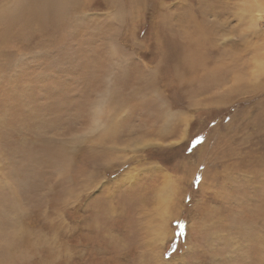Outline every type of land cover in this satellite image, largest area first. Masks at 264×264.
I'll return each mask as SVG.
<instances>
[{
    "label": "rangeland",
    "instance_id": "rangeland-1",
    "mask_svg": "<svg viewBox=\"0 0 264 264\" xmlns=\"http://www.w3.org/2000/svg\"><path fill=\"white\" fill-rule=\"evenodd\" d=\"M11 2L0 264H264V0Z\"/></svg>",
    "mask_w": 264,
    "mask_h": 264
},
{
    "label": "bare ground",
    "instance_id": "bare-ground-1",
    "mask_svg": "<svg viewBox=\"0 0 264 264\" xmlns=\"http://www.w3.org/2000/svg\"><path fill=\"white\" fill-rule=\"evenodd\" d=\"M79 0H12V2H11V5L13 6V8H17V10H19L18 12H16V10L14 11V12H16V13H18L19 15H23V17L24 16H26V11H27V15L30 17V15L34 12V10H36L37 12L39 11L40 12V14H37L38 15V17H39V15H41L42 16V18L44 17H46V16H48L49 14H52L53 15V13L54 12H56V15H57V11H58V9H59V6L61 5V4H63V6H69V5H71V6H73V5H75V3H77ZM257 4V3H256ZM76 6V5H75ZM257 6V5H256ZM255 6V7H256ZM257 7H259V6H257ZM34 9V10H33ZM62 10H65L64 8H62ZM205 10V9H204ZM209 10V9H208ZM257 10H258V8H257ZM1 11V10H0ZM2 12H4V11H2ZM1 12V13H2ZM61 12H64V11H61ZM257 12V11H256ZM259 12H261V11H259ZM8 13V12H7ZM10 13V12H9ZM16 13H15V15H16ZM190 13V12H189ZM201 13V12H200ZM3 14V13H2ZM0 15V17L1 16H3V15ZM14 14V13H13ZM207 14V13H206ZM62 15H64V14H62ZM67 15V14H66ZM36 16V15H35ZM7 17V16H6ZM11 17H12V14H11ZM16 17V16H15ZM18 17V16H17ZM37 17V18H38ZM50 17V16H49ZM51 17H53V16H51ZM69 17V16H68ZM68 17H67V19H68ZM5 18V17H4ZM34 18V17H33ZM41 18V19H42ZM2 19V18H1ZM8 19V18H7ZM21 19V18H20ZM20 19H19V21H20ZM27 19V18H26ZM49 19V18H48ZM55 19V18H54ZM53 18H52V20H54ZM5 20V19H4ZM30 20V22H31V19H29ZM45 20V19H44ZM10 21H12V20H10ZM22 21V20H21ZM38 21H40V19L38 20ZM4 22V21H3ZM8 22H9V20H8ZM13 22V21H12ZM11 22V23H12ZM23 22V21H22ZM27 21H25V23H26ZM42 22V21H41ZM43 22H45V21H43ZM1 23V22H0ZM10 23V24H11ZM24 23V25H26ZM28 23H29V21H28ZM51 23V22H50ZM6 24V23H5ZM19 23L18 22H13V26H16V25H18ZM22 24V23H21ZM39 24V23H38ZM46 24V23H45ZM51 25V24H50ZM49 25V26H50ZM4 26H6V25H4ZM7 26H9V25H7ZM6 26V27H7ZM11 26V25H10ZM29 26V25H28ZM41 26V25H40ZM54 26V25H53ZM87 26V25H86ZM39 27V26H38ZM51 27V26H50ZM45 28V27H44ZM6 29V28H5ZM10 30H11V28H10ZM9 30V31H10ZM18 30V29H17ZM25 30V29H24ZM7 31V30H6ZM8 31V32H9ZM55 31V30H54ZM27 32V31H26ZM2 34L3 33H5L4 32V29L2 30V32H1ZM19 33H22V32H19ZM185 33V32H184ZM5 34H7V32L5 33ZM9 34H10V32H9ZM17 34V33H16ZM189 34H190V32H189ZM11 35V34H10ZM2 36V35H1ZM4 37L6 36V35H3ZM20 37V36H19ZM208 37H209V35H208ZM10 38V37H9ZM191 38V37H190ZM190 38H188V39H190ZM192 38H193V36H192ZM19 39V38H18ZM24 39V38H23ZM1 40V39H0ZM191 40V39H190ZM7 41V40H6ZM10 41V40H9ZM175 41V40H174ZM193 41V40H192ZM187 42V41H186ZM4 43V42H3ZM8 43V42H7ZM190 43V42H189ZM197 43H199L198 41H197ZM187 44V43H186ZM186 44H182V47L180 48V51H181V56H180V61H182L184 64H187L188 66H186V65H184V68L185 69H187V70H189V71H192L191 70V66L193 65V64H197L198 65V68L200 67V64L198 63V62H196V61H194V60H191V59H187L188 57H186L185 55H184V52L187 50V49H189V48H192L191 46H192V44L191 45H186ZM200 44V43H199ZM1 45V44H0ZM3 45V44H2ZM194 45H196V44H194ZM193 45V46H194ZM198 46L199 45H197V48H198ZM206 48V47H205ZM222 50H224V49H222ZM200 51V50H199ZM237 52V51H236ZM198 53V52H197ZM216 55V54H215ZM197 56H198V54H197ZM232 56V55H231ZM264 56V55H263ZM209 57V56H208ZM255 58H257V57H255ZM262 60V59H261ZM2 61H3V59H2ZM202 61V60H201ZM204 61V60H203ZM263 61H261V63H262ZM204 63H205V61L204 62H202L201 64H203L204 65ZM211 64V63H210ZM222 67V66H221ZM55 69V68H54ZM261 70V69H260ZM259 70V71H260ZM258 72V71H257ZM80 75H81V73H80ZM73 78V77H72ZM76 79V78H75ZM89 79V78H88ZM62 81V80H61ZM64 83H65V81H64ZM71 83V82H70ZM209 85V84H208ZM74 87V86H73ZM207 87V86H206ZM76 91H77V89H76ZM78 91H80V90H78ZM200 91V90H199ZM198 91V92H199ZM79 93V92H78ZM76 95V94H75ZM76 98V97H75ZM98 151V150H97ZM52 156V155H51ZM95 159V158H94ZM243 178V177H242ZM255 178H257V177H255ZM238 179H240L241 180V178H238ZM250 179H252V178H250ZM240 180L239 181H237V182H239L240 183ZM249 181V180H248ZM248 181H246V183L248 182ZM252 180H250V182H251ZM242 182V181H241ZM245 181H243V183H244ZM249 182V183H250ZM258 182V181H257ZM261 182H264V181H261ZM235 185H236V183H235ZM243 185V184H242ZM246 185H251V184H246ZM244 186V188H246L247 186ZM257 185V184H256ZM239 186H241V185H239ZM258 186V185H257ZM260 186V185H259ZM262 186V185H261ZM264 186V185H263ZM251 187V186H250ZM261 188V187H260ZM242 189V188H241ZM250 189V188H249ZM233 190V189H232ZM261 190H263V189H261ZM237 191V190H236ZM164 193V192H163ZM244 193H246V192H244ZM264 194V193H263ZM160 195V194H159ZM240 197V196H239ZM242 197V196H241ZM239 201H240V199H239ZM240 203V202H239ZM163 222V221H162ZM161 223V222H160ZM248 226V225H247ZM251 226V225H250ZM243 228V227H242ZM246 229H248V227L246 228ZM212 233V232H211ZM216 233V232H215ZM251 234V233H250ZM212 235V234H211ZM245 236V235H244ZM257 240V239H256ZM244 243V242H243ZM247 243V242H246ZM260 245H262L261 243H260ZM255 247V246H254ZM249 249V248H248ZM261 249V248H260ZM250 250V249H249ZM262 251V250H261ZM260 251V252H261ZM246 254V253H245ZM249 254V253H248ZM262 255V254H261ZM257 256V255H256ZM259 256V255H258ZM149 258V257H148ZM247 261V260H246ZM255 264H263V259L262 260H260V259H257V260H255Z\"/></svg>",
    "mask_w": 264,
    "mask_h": 264
}]
</instances>
